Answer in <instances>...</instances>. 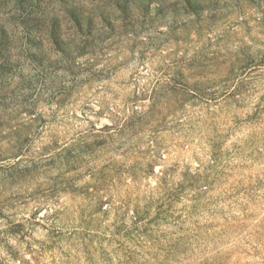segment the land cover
<instances>
[{
  "label": "clouds",
  "instance_id": "clouds-1",
  "mask_svg": "<svg viewBox=\"0 0 264 264\" xmlns=\"http://www.w3.org/2000/svg\"><path fill=\"white\" fill-rule=\"evenodd\" d=\"M0 264H264V0H0Z\"/></svg>",
  "mask_w": 264,
  "mask_h": 264
},
{
  "label": "rangeland",
  "instance_id": "rangeland-1",
  "mask_svg": "<svg viewBox=\"0 0 264 264\" xmlns=\"http://www.w3.org/2000/svg\"><path fill=\"white\" fill-rule=\"evenodd\" d=\"M158 2H162V0H158Z\"/></svg>",
  "mask_w": 264,
  "mask_h": 264
}]
</instances>
